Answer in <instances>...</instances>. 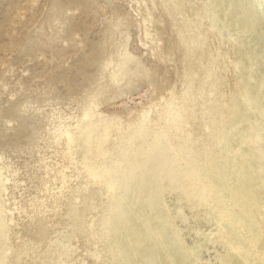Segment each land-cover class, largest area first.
Returning <instances> with one entry per match:
<instances>
[{"label": "rangeland", "instance_id": "rangeland-1", "mask_svg": "<svg viewBox=\"0 0 264 264\" xmlns=\"http://www.w3.org/2000/svg\"><path fill=\"white\" fill-rule=\"evenodd\" d=\"M217 1L224 7L226 0H0L6 264H107L96 236L107 193L82 167L97 137L83 141L80 129L98 134L92 120H101L105 129L108 124L102 144L109 148L125 137L138 139L132 127L142 114L144 141L169 131L160 140L178 153L176 129L168 122L178 111L177 136L186 137L179 151L196 168L211 164L249 68H234L246 53L245 38L230 29L226 8ZM255 1L264 20V0ZM207 2L212 22L203 16L198 23ZM123 53L132 59L124 84L115 83L110 76ZM86 112L91 118H84ZM243 149L255 187L237 184L230 192L238 203L256 198L263 211L264 131L256 148ZM246 210L256 218V210Z\"/></svg>", "mask_w": 264, "mask_h": 264}, {"label": "bare ground", "instance_id": "bare-ground-1", "mask_svg": "<svg viewBox=\"0 0 264 264\" xmlns=\"http://www.w3.org/2000/svg\"><path fill=\"white\" fill-rule=\"evenodd\" d=\"M255 2L226 0L224 7L219 1L215 3L222 11L226 8L229 23L226 22L231 25L228 27L245 38L241 46L246 53L234 62V68H249L246 67L231 124L223 131L210 165L200 162L196 168L188 153L179 151L186 137L177 136L182 128L178 111L168 117L171 129H176L172 140L178 153L162 141L170 137L169 131L161 132L156 141H144L139 130L142 127L138 126L142 114L132 127L138 139L125 137L116 147L102 144L109 126L105 129L101 120L89 122L90 127L98 128V134L80 129L83 141L97 137L82 167L86 177L101 181V189L107 193V208L96 235L104 243L107 264H264L262 204H256L254 197L238 203L230 192L237 184L254 190V173L250 174L243 147L251 144L256 148L264 131V20ZM209 3L203 15L197 14L196 21L203 16L211 20ZM191 23L193 26L195 22ZM211 24L214 29L216 23ZM182 42L187 45L184 39ZM124 55L121 66L110 76L115 83L123 82L132 59ZM84 118H91V114L86 112ZM163 123L166 124L164 119ZM247 207L256 210V218L247 212ZM6 237V218L0 202V264H6L2 260L7 250Z\"/></svg>", "mask_w": 264, "mask_h": 264}]
</instances>
